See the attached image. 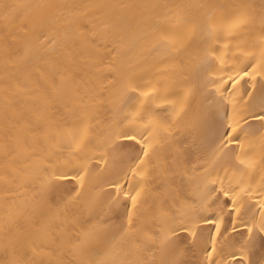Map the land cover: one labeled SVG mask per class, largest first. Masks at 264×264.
<instances>
[{
	"label": "bare ground",
	"instance_id": "obj_1",
	"mask_svg": "<svg viewBox=\"0 0 264 264\" xmlns=\"http://www.w3.org/2000/svg\"><path fill=\"white\" fill-rule=\"evenodd\" d=\"M38 2L68 6L52 9L47 17L49 28L54 29L49 31V35L57 36L60 43L55 51L41 49L34 52L30 63L22 68L14 62L16 52L26 42L19 26L30 17L34 24L39 18L31 10L21 9L6 19L5 14L9 11L6 6ZM241 2L249 3L253 8L248 22L234 36L229 37L227 31L220 33V54L224 56L225 64L217 61L212 65L211 78L216 80L221 76L227 79L226 72L235 75L232 71L235 67L251 60L252 56L246 54L259 57L264 51V42L260 39L264 26L258 16L260 0H0V239L5 230L29 232L31 221L41 219L51 225L52 235L59 237L57 243L62 245L65 264L73 260L88 262L101 259L111 246V238L124 219L123 206L109 211V201L115 195L111 182L123 184L125 191L134 190L142 183L141 175H134L130 170L137 163L135 157L140 146L115 160L109 159L107 166L99 159L103 149L97 141L103 136L112 113L108 94L101 96L96 91L101 83L107 84L111 80L109 72L113 68L119 70L122 78L133 79L145 90L149 86H158L160 95H168L169 99L182 100L186 91L191 92L189 114L181 123L173 121L169 105L156 101L160 108L165 109L158 111L164 127L158 129L157 138H162V143L167 142L151 159L148 172L154 178L153 184L162 192L179 185L181 196L193 202L205 195L207 180L203 169L207 168L210 173L207 179H217L225 175L228 165L223 160H212L211 153L217 141L211 128L200 134L195 145L192 143L188 123L193 113L209 109L215 89L206 83L208 74L198 69L199 58L190 54L202 46L205 37L200 29L207 15L211 13L217 26L228 29L232 19L227 6ZM83 5L88 7H76ZM120 5L158 7L142 9ZM71 13L76 15L70 16ZM58 16L69 18L71 23L57 22ZM188 19L201 22L190 47L176 52L157 44V28L179 34L185 30ZM66 32L71 39L65 38ZM5 44L10 54L7 63ZM225 44H228V49L224 48ZM221 68L224 72L220 71ZM69 73L73 74L72 78L65 82L62 91L53 92L43 87L41 76H56L59 80L61 74ZM12 75L16 78L8 81L9 110L6 119L4 81L6 76ZM261 81H264V76H257L256 81L249 77L235 84L229 81L224 85L227 89L225 96L231 95L237 100L246 92H254L258 96ZM211 108L216 111L215 105ZM227 110L230 114V104H227ZM222 115L223 109L216 118ZM89 118L91 143L79 154L74 153L69 142L70 133L76 132ZM177 155L181 167L161 176L160 162ZM92 156L96 159L92 160L91 174L81 197L62 216L53 218L56 209L45 203L42 181L54 169H63L66 161L77 166L80 159ZM98 162L99 168L96 167ZM258 182L259 176L254 188ZM63 199H67V193L62 188L57 201L62 203ZM259 199L257 188L248 202L255 204ZM151 203L149 194L147 204ZM255 212L258 221V204ZM229 224L230 218L226 216L225 225ZM56 225H60L59 229ZM239 231H244L242 226ZM83 233L91 234L86 249L82 253L70 250L74 238ZM36 243L39 245L40 240ZM47 246L46 240L44 249L38 248L46 258ZM116 256L119 259L123 254L117 252ZM258 256L259 252H256L253 258Z\"/></svg>",
	"mask_w": 264,
	"mask_h": 264
},
{
	"label": "snow or ice",
	"instance_id": "obj_2",
	"mask_svg": "<svg viewBox=\"0 0 264 264\" xmlns=\"http://www.w3.org/2000/svg\"><path fill=\"white\" fill-rule=\"evenodd\" d=\"M66 7L68 6L48 2L6 6L9 9L5 14L6 19L21 9L31 10L39 18L38 23H32L30 17L19 26V31L26 36V42L16 52L15 63L24 68L30 63L34 52L41 49L56 50L60 40L55 35H49V31L54 29L49 28L47 17L52 9ZM120 7L143 9L158 5ZM227 7L230 9L231 26L228 29L217 26L209 13L200 29L205 37L202 46L190 54L199 58L197 67L208 74L206 83L214 87L215 93L209 101V109L193 113L188 123L194 145L204 130L211 128L215 133L217 142L211 157L213 162L223 160L228 165L225 175L222 178L207 179L210 173L207 168L203 169L207 180L204 184L205 195L195 202L181 196L179 185L160 191L153 184L154 178L148 172L151 159L158 155L167 142L165 140L162 143V138H157L158 129L164 127L158 111L165 109L160 108L156 101L169 105L173 121L181 123L189 114L191 92L186 91L182 100L169 99L168 95H160L158 86H149L145 90L133 79L122 78L119 70L113 68L109 72L111 80H108L107 84L101 83L96 91L97 95L108 94L112 113V119L106 123L103 136L97 141L103 149L99 159L107 166L109 159L115 160L140 146L135 157L137 163L130 170L134 175H141L142 183L134 190L125 191L123 184L118 181L111 182L115 195L109 201V211H115L121 206L124 208V219L111 238V246L101 259L88 262L73 260L67 264H264V81H261L258 96L254 92H246L239 100L231 95L225 96L227 89L224 87L229 81L235 84L244 77L256 81L257 76H264V51H261L259 57L246 54L252 56L251 60L235 67L232 70L235 75L226 72L227 79L224 76L219 80L211 78L212 65L217 61L221 65L225 64L224 56L220 54V33L227 31L229 37L234 36L235 32L248 22L253 5L241 2ZM74 15L76 14H70ZM258 16L264 26V0H260ZM57 22L71 23V20L58 16ZM200 23L196 19H188L185 30L179 34L157 28L156 42L176 52L185 50L191 46L193 35ZM65 38L71 39L67 32ZM260 39L264 42V33ZM4 47L7 63L10 54L7 44ZM224 48L228 49V44H225ZM220 71L224 72V69L221 68ZM72 75L61 74L59 80L56 76H41L43 87L45 90L60 92ZM15 78L14 75L6 76L4 81L6 119L9 110L8 81ZM227 104L231 105L230 114ZM212 105L216 107L215 112L212 111ZM221 109L223 115L217 119ZM91 128L89 118L87 122L81 123L76 132L70 133L69 142L74 153L79 154L91 143ZM122 149L126 151H121ZM94 159L95 156L82 158L77 166L66 161L63 169H54L42 181L41 191L45 203L49 208L56 209L53 218L62 216L74 201L79 200L91 174ZM96 167L99 168V162ZM180 167L178 155L171 160L165 158L159 164L160 175H167ZM257 176L259 182L254 188ZM217 184L218 188L215 187ZM62 188L67 193V199H63L61 203L57 201V196ZM257 188L260 199L255 204L249 203ZM149 194L152 200L150 205L147 204ZM257 204L258 221L255 212ZM226 216L230 218V224L227 226ZM240 226L244 231H239ZM50 227L49 223L41 219H33L29 232L12 233L5 230L0 239V264H65L62 259V245L57 243L59 237L52 235ZM59 227L60 225H56L57 229ZM90 236V233L77 235L70 250L82 253L89 243ZM37 240H40L39 245ZM46 240L47 258L38 251V248L44 249ZM53 244L56 246L53 247ZM117 252L123 254L122 258H117ZM256 252H259V256L253 258Z\"/></svg>",
	"mask_w": 264,
	"mask_h": 264
}]
</instances>
